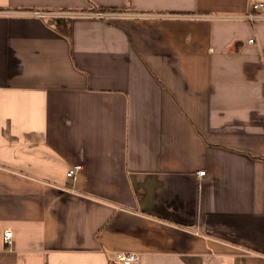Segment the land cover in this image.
<instances>
[{
  "label": "crops",
  "instance_id": "0c3cea01",
  "mask_svg": "<svg viewBox=\"0 0 264 264\" xmlns=\"http://www.w3.org/2000/svg\"><path fill=\"white\" fill-rule=\"evenodd\" d=\"M259 2L0 0V264H264Z\"/></svg>",
  "mask_w": 264,
  "mask_h": 264
},
{
  "label": "built area",
  "instance_id": "2783aa9c",
  "mask_svg": "<svg viewBox=\"0 0 264 264\" xmlns=\"http://www.w3.org/2000/svg\"><path fill=\"white\" fill-rule=\"evenodd\" d=\"M264 8V3L259 2L254 4L252 11H250L247 14L244 15H234V16H222L223 18H233V19H249V20H261L264 19V12H260L259 9ZM6 12L0 11V14H5ZM36 13V12H35ZM38 14V13H37ZM68 15H74V14H68ZM90 15H93L97 18L101 19H111L118 17L120 13L117 12H111V11H104V10H98L91 12ZM249 42H253V38H250L248 40ZM81 168L80 164H75L66 170V176L68 178H73L75 177L76 172ZM200 175L204 174V171H199L198 172ZM3 240L4 243L7 246L12 245V232L9 229L4 230L3 232ZM137 259V254L134 252H114L111 255V260L115 263L118 264H132L135 260Z\"/></svg>",
  "mask_w": 264,
  "mask_h": 264
}]
</instances>
